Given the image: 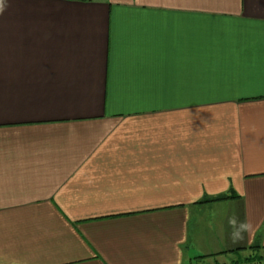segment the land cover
<instances>
[{"label": "crops", "instance_id": "1", "mask_svg": "<svg viewBox=\"0 0 264 264\" xmlns=\"http://www.w3.org/2000/svg\"><path fill=\"white\" fill-rule=\"evenodd\" d=\"M260 253L264 0H0V264Z\"/></svg>", "mask_w": 264, "mask_h": 264}, {"label": "rangeland", "instance_id": "2", "mask_svg": "<svg viewBox=\"0 0 264 264\" xmlns=\"http://www.w3.org/2000/svg\"><path fill=\"white\" fill-rule=\"evenodd\" d=\"M259 256H261L260 258H259ZM244 257V256H243ZM253 257H254V259H256V260H258V261H260L261 263L260 264H264V253L262 254V253H260V254H256V255H253ZM235 259V257H226V258H224V264H230V262H231V260L232 259ZM222 261V260H221ZM255 261V260H254ZM256 262V261H255ZM240 264H249V263H246L245 261H241V263ZM258 264V263H257Z\"/></svg>", "mask_w": 264, "mask_h": 264}]
</instances>
